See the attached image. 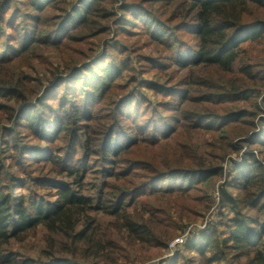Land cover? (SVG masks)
<instances>
[{
    "label": "trees",
    "instance_id": "1",
    "mask_svg": "<svg viewBox=\"0 0 264 264\" xmlns=\"http://www.w3.org/2000/svg\"><path fill=\"white\" fill-rule=\"evenodd\" d=\"M9 1L0 2L2 21ZM35 1L41 9L43 1L55 0ZM119 1L79 0L65 10L56 36L96 17L105 34L109 27L100 23L110 19ZM150 1H173L174 15L161 16L145 0H122L124 15L115 25L120 37L131 32L147 36L159 46L157 56L142 57L136 69L123 44L109 45L79 69L80 61L68 63L57 76L56 83L64 85L56 90L63 93L59 108L68 109L64 116L27 112L38 137L67 139L61 171L66 178L50 182L56 187L55 200L46 197L28 205L24 196L11 199L4 192L0 163V264H89L91 258L119 264L131 259L130 249L144 260L150 247L156 252L178 235L185 211L195 213L193 203L208 202L207 184L223 176L230 154H241L243 145L251 151L264 149V118L258 124L254 120L262 113L260 93L252 82L257 76L264 79V67L252 69L264 62V50H256L264 44V0ZM29 18L36 21L33 30L12 57L0 58V98L28 100L20 83L25 77L5 74L3 66L40 41L39 18ZM3 35L0 28V41ZM51 38H45L46 45L60 44ZM132 47L135 52L136 45ZM249 58L253 62L247 65ZM206 69L216 71L208 74L209 80ZM153 71V80L137 76ZM37 104H43L41 98ZM50 155L56 162L57 153ZM243 161L234 165L233 179L222 193L226 212L221 220L187 246L201 256L202 264L224 259L227 264H264V160L248 151ZM90 176L96 182L87 192ZM40 225L49 242H54L53 235L60 237L55 245L63 244V254L70 257L53 252L46 260L3 255L11 238L36 233ZM155 226L160 235L165 227L169 237L157 234Z\"/></svg>",
    "mask_w": 264,
    "mask_h": 264
},
{
    "label": "rangeland",
    "instance_id": "2",
    "mask_svg": "<svg viewBox=\"0 0 264 264\" xmlns=\"http://www.w3.org/2000/svg\"><path fill=\"white\" fill-rule=\"evenodd\" d=\"M78 2L79 0H55L48 4L43 1L41 9H36L34 5L36 3L35 0H10L7 9L9 12L5 20H0V28H3L4 32L0 41V58H8L12 57L13 53L19 49L21 43L26 39L27 33L33 30L36 21H30L29 17L35 16L39 18V26L37 29L40 41L35 43L22 56L13 58L14 61L9 65L6 64L3 66L5 67V74H20L23 78L25 77L24 83L21 79L20 83L23 85L22 88H26L27 90H25L26 93L24 95L25 99L28 100L0 98V163L4 169L1 176V183L3 184L4 192H7L11 196V199L24 196L26 204L28 205L30 201H42L46 197L55 200L53 196L56 187H52L50 182L60 178H66L64 174H61V171L63 158L68 149L67 139L63 137L61 140H45L44 138L38 137L34 133L35 128L31 127L30 122L26 119L27 112L32 110H39V113L45 114L46 117L50 116L49 114L52 115V113L53 115L59 113V115L62 114L64 116V113L66 114L68 112V109L59 108L63 95L60 91L64 89V85L56 83L57 76L63 74L62 71L67 67L66 65L71 62L75 64L80 61L76 65L79 69L80 66L82 67V65L90 61V59L88 60L90 55H92L91 60H93L100 56L106 47L109 45L112 46L116 42L123 44L127 53L130 51L129 53L132 54L133 65H135L134 67L136 69H139L138 65L142 57L146 55L155 57L158 55L157 50L159 46L150 42L144 34L139 35L131 32V34H124L122 37L118 34L115 24L124 15L123 8L121 9L122 0L114 6L110 19L101 21L102 28L105 26L109 27L105 34L100 33L99 29L101 27L98 28L99 25L96 24L98 17H96L83 27L71 29L67 35H64L66 31L62 30L56 36L55 32L64 18L63 14L65 10L78 4ZM140 4L144 5V2H140ZM145 4L161 16L174 15L175 6L173 1L171 3L168 1L161 3L159 1L152 2L145 0ZM128 16L131 17V14H128ZM132 28L130 27V29ZM53 31L54 35L51 38L50 35ZM45 38H51L52 40L59 39L61 42L55 45L52 43L48 46L45 44ZM132 42L135 43L132 44ZM131 44L133 46L136 45L135 52H131L130 49L133 48ZM253 50L249 49V52ZM256 50L262 52L264 50V44L258 45ZM251 62L253 61L249 58L248 64L245 62L244 65H250ZM254 66L252 67L254 70L260 66L264 67V62H262V65ZM203 72L204 76L208 78L207 80L210 79L208 76L209 73L211 75L216 73V71L210 69H206ZM5 74L1 75V77H5ZM137 76H142V78L148 81L153 80L154 71L144 74L137 72ZM175 78L180 77L179 75H175ZM256 80L252 82L253 86L255 84L257 85L255 90L260 93L258 102L262 108V113H259L254 118L256 124H258L260 118H264V87H262L264 85H259V82H264V79L257 76ZM59 89V94H57L56 90ZM47 91H49L48 94ZM147 94L149 99L154 101L151 92L148 91ZM40 98L43 102L42 105L37 104ZM72 98L70 97V99ZM205 137H208V135ZM243 146L244 148L241 150V154H230L223 163V176L216 177L207 184L206 195L209 198L208 202L205 201L201 205L193 203L194 214L185 211L186 214L180 220L181 228L178 230V235L175 238L167 239V245L156 252H153L154 249L150 247L148 255L144 260L137 257L140 252L130 249L131 259L121 260L119 264H178L177 260H181L182 257L183 260L180 264H202L203 259L201 256L195 250H189L187 246L194 238L200 240L202 234H208L209 228L218 224L223 212H226V209L223 208L222 193L229 188V182L233 179L232 171L234 165L242 164L244 162L243 153L248 151L253 152L260 160H264V149H254L251 151L247 146ZM53 152L57 153L56 162L60 161V163L53 162L50 159V154ZM12 175L15 177L13 180L9 178ZM86 182L87 192H90L91 187L96 181L93 176H90ZM20 185H22V188L19 187ZM231 190L236 193L234 189ZM14 203H16L15 200H13L12 204ZM246 212H250L252 215L254 214V211L248 210ZM155 227L157 234L160 235L161 231L159 230V226ZM164 231L165 227H163V234L160 236L168 238L169 236H166ZM33 232L31 230L20 238H11L9 243L3 248V255L8 257L13 252L21 257H29L32 259L43 258V260H46L49 257L47 256L48 253L53 252L55 256L70 257L71 254H63V244L56 247L55 241L60 240L58 235H53L54 242H49L46 238V232L48 231L44 226L40 225L37 232ZM180 236H183L185 239L184 243H178L170 249L169 244ZM63 238L62 240L65 242ZM121 242L124 243L126 248H129L126 240ZM223 262L219 264H227L230 261L224 259ZM244 262L245 260L242 261V263ZM89 264H103V262L97 263L96 260L94 262L93 258H91Z\"/></svg>",
    "mask_w": 264,
    "mask_h": 264
},
{
    "label": "built area",
    "instance_id": "3",
    "mask_svg": "<svg viewBox=\"0 0 264 264\" xmlns=\"http://www.w3.org/2000/svg\"><path fill=\"white\" fill-rule=\"evenodd\" d=\"M185 239L183 238V236H180L179 238H176L175 240H173L170 244H169V248L171 249L172 247H174L176 244L178 243H184Z\"/></svg>",
    "mask_w": 264,
    "mask_h": 264
}]
</instances>
